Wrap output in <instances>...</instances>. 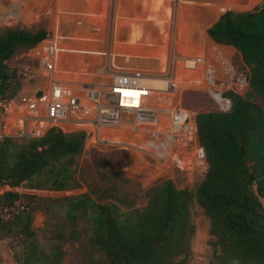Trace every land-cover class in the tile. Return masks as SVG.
I'll return each instance as SVG.
<instances>
[{
	"label": "trees",
	"instance_id": "16d2710c",
	"mask_svg": "<svg viewBox=\"0 0 264 264\" xmlns=\"http://www.w3.org/2000/svg\"><path fill=\"white\" fill-rule=\"evenodd\" d=\"M208 39L233 48L240 58L246 88L239 95L226 92V113L195 116L197 142L207 162L205 174L192 188L177 189L160 180L144 191L141 209L123 211L108 196L88 194L41 197L11 190L0 194V241L8 239L16 264H59V245L45 251L38 244L32 212L47 217L56 207L73 223L78 213L89 221V242L104 261L95 264H187L194 226L189 208L194 202L208 221V236L217 249L212 264H264V0L250 11H225L206 30ZM41 29L6 27L0 31V96H14L21 81L8 60L18 49H29L44 38ZM82 131L48 130L37 139L0 142V188L66 192L79 187L75 159L83 150ZM29 206L8 219L1 211L17 199ZM46 224V225H45ZM16 248V249H15Z\"/></svg>",
	"mask_w": 264,
	"mask_h": 264
},
{
	"label": "rangeland",
	"instance_id": "374dc122",
	"mask_svg": "<svg viewBox=\"0 0 264 264\" xmlns=\"http://www.w3.org/2000/svg\"><path fill=\"white\" fill-rule=\"evenodd\" d=\"M10 1L7 4V1L0 0V31L6 27H22L31 31L41 29L44 38L54 37L61 49L56 69L60 77L76 88L75 91L81 96L84 95L79 90L82 84L91 83L103 88L115 73L161 74L168 69L171 60L172 73L180 74L174 65L181 57L199 54L203 46L215 47L203 34L207 25L214 23L225 11H250L262 2L133 0L138 18H107L112 6L108 5L109 0H26L18 10V18H3L13 9L10 8ZM27 50H16L7 66L16 73H30L29 77L20 81L22 87L32 92L44 83L43 78L35 72L36 59L28 58ZM228 50L234 72H242L238 54ZM185 72L190 78L195 76L194 73ZM254 102L264 110V101L254 98ZM173 105L193 111L196 115L215 110L206 95L182 89L175 94ZM106 133L108 141L112 143L105 146L87 143L76 157L77 189L66 192L34 191L28 190L32 182H24L19 188L8 191L55 198L78 194H88L91 198L108 196L126 211L144 207V191L160 180H169L175 188L182 189L192 188L201 179H187L166 164L158 166L161 163L158 161L162 142L160 136L149 135L145 140H137L127 133H120L118 137L113 131ZM2 191H7V188ZM189 221L194 226V233L187 264H212L217 249L213 239L208 236L207 218L194 202L189 208ZM45 222L46 216L40 207H36L32 212V224L34 228H43V232L36 233L37 242L46 252L50 251L52 245H59L62 252L59 264H95L104 261L88 240L89 221L85 214L78 213L71 223L62 217L58 208L52 207L46 227ZM9 244L8 239L0 243L3 247L0 250L1 260L11 255L10 247L13 246ZM172 264H180V257L175 258Z\"/></svg>",
	"mask_w": 264,
	"mask_h": 264
},
{
	"label": "built area",
	"instance_id": "2783aa9c",
	"mask_svg": "<svg viewBox=\"0 0 264 264\" xmlns=\"http://www.w3.org/2000/svg\"><path fill=\"white\" fill-rule=\"evenodd\" d=\"M10 6L13 9L3 18H18L21 5L14 1ZM200 50L199 54L184 55L174 65L175 70L180 67V71L198 74L196 80H191L188 74L181 77L180 73L177 84L171 60L161 74L115 73L103 88L82 84L79 90L84 95L81 96L56 69L61 51L58 42L54 37H45L27 50V57L37 61L35 72L43 78L44 85L32 92L21 86L12 97L0 96V142L37 139L50 129L82 131L86 135L84 146L112 143L106 131L115 132V137L127 133L137 140H145L149 135L160 136L158 166H172L187 179L202 178L207 162L197 142L196 114L173 105V98L180 89L201 93L211 100L215 112L226 113L230 109L226 92L241 95L246 79L243 70L234 72L224 48L203 46ZM29 76L27 72L17 73L19 80ZM4 188H0V194ZM28 206L26 200L19 198L1 211V217L11 218Z\"/></svg>",
	"mask_w": 264,
	"mask_h": 264
},
{
	"label": "crops",
	"instance_id": "0c3cea01",
	"mask_svg": "<svg viewBox=\"0 0 264 264\" xmlns=\"http://www.w3.org/2000/svg\"><path fill=\"white\" fill-rule=\"evenodd\" d=\"M5 1H7L6 2L7 4H9L11 2L10 0H4V2ZM15 1H18V3L20 5L26 3V0H15ZM12 2H14V1L12 0ZM133 3H134L133 0H109L108 1V5H112V6H111V9H110V11H109V13L107 15V18H138V15H137V11L138 10L134 6L135 3L134 4ZM145 16H147V13H146ZM215 20H217V18ZM215 20L213 22H215ZM211 24L212 23H210L209 25H207L204 28L203 34H204L205 38L207 39V41H209V43L212 44V42L208 39V37L205 34V29L208 28ZM215 46H218V45H215ZM219 47L224 48L225 50L226 49L227 50L228 49L233 50V48H231L229 46H219ZM227 50H226V52H227ZM231 50H228V51L231 52V53H234ZM26 55H27V53H26ZM1 242L2 241H0V243ZM2 249H3V247L0 245V250H2ZM5 258L6 259H4V260L0 259V264H16V263L13 262L11 256L8 257L6 255Z\"/></svg>",
	"mask_w": 264,
	"mask_h": 264
},
{
	"label": "bare ground",
	"instance_id": "6f19581e",
	"mask_svg": "<svg viewBox=\"0 0 264 264\" xmlns=\"http://www.w3.org/2000/svg\"><path fill=\"white\" fill-rule=\"evenodd\" d=\"M192 56V55H191ZM178 69V68H177ZM178 70H181V68L179 67V69ZM185 72V71H184ZM184 72H182V75H180L181 77L182 76H184L185 74H187L186 72L184 73ZM180 73H181V71H180ZM198 74H195V76L193 77V78H190L191 80H196L198 77ZM176 82H177V84L179 83V80H180V78H179V74H176ZM181 80H182V78H181ZM76 90V89H75Z\"/></svg>",
	"mask_w": 264,
	"mask_h": 264
}]
</instances>
